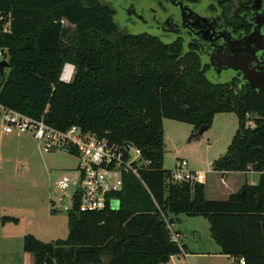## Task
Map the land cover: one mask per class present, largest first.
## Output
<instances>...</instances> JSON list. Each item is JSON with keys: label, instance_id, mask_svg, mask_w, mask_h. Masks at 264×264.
<instances>
[{"label": "trees", "instance_id": "1", "mask_svg": "<svg viewBox=\"0 0 264 264\" xmlns=\"http://www.w3.org/2000/svg\"><path fill=\"white\" fill-rule=\"evenodd\" d=\"M0 11L11 16L10 31L0 21L10 62L0 100L61 129L78 125L111 142L131 141L149 162L140 172L145 184L125 175L118 208L80 212L74 203L66 239L26 234L34 264H165L181 253L167 227L169 216L180 214L205 217L234 263L244 257L245 264H264L263 91L208 78L195 45L181 56V40L120 31L101 0H0ZM67 63L75 67L69 82L61 79ZM222 112L236 113L239 123L213 168L250 167L260 179L226 199H209L203 183L174 181L164 168V119L193 124L194 139ZM18 221L0 215L3 224Z\"/></svg>", "mask_w": 264, "mask_h": 264}, {"label": "rangeland", "instance_id": "2", "mask_svg": "<svg viewBox=\"0 0 264 264\" xmlns=\"http://www.w3.org/2000/svg\"><path fill=\"white\" fill-rule=\"evenodd\" d=\"M228 1L230 11L234 13L238 10L240 14L244 10L243 5L252 0ZM205 4L206 1L199 9L204 8ZM65 23L72 30L75 28ZM9 71L10 67H6L4 74L0 73V80L7 78ZM1 120L0 117V125ZM238 123L236 113H218L210 128L202 133L198 129L199 136L193 139V124L165 118L164 168L174 170L179 161L186 160L189 169L211 170L213 162L227 152ZM247 124H254L252 117ZM78 162L79 158L67 149L48 150L31 133L0 132V213L19 219L18 222L0 224V264H34L32 254L24 250V237L28 233L44 242L68 237L69 211L73 206L76 187L71 184L62 189L58 186V180L65 174L76 175ZM208 176L212 179L210 184L214 190L212 185L219 182L217 174L208 173ZM212 193L209 195L217 197L215 199H223L221 194ZM62 199L66 202L62 203ZM169 219L174 220L173 227L179 233L181 244H188L190 251L198 254L190 258L194 264L232 262L215 250L217 243L205 217L180 214L170 215Z\"/></svg>", "mask_w": 264, "mask_h": 264}, {"label": "built area", "instance_id": "3", "mask_svg": "<svg viewBox=\"0 0 264 264\" xmlns=\"http://www.w3.org/2000/svg\"><path fill=\"white\" fill-rule=\"evenodd\" d=\"M0 21H3V31H10V14L0 11ZM2 60L9 61L8 50L5 47H0V61ZM67 64L64 66L61 79L69 82L74 66L71 64L68 67ZM2 82L3 79L0 80V85ZM0 117L2 130L5 133H31L42 141L48 150L64 148L79 158L76 175H63L58 180V186L66 189L72 184L76 187L72 200L73 205L77 203L80 212L99 211L107 207L118 208L119 193L123 189L125 175L131 173L141 179V170L149 164L142 157L141 148L131 141L111 142L106 138H99L78 125L61 129L48 123L43 117H33L7 106L1 100ZM248 126L254 127L255 124H248ZM187 165L186 160L179 161L175 169L171 170L172 179L201 182L204 179V173L189 169ZM142 182L145 184L143 180ZM114 202L117 204L114 205ZM167 227L171 240L180 246L181 253L172 254L165 264H194L189 259L187 251L183 249L179 233L174 229L173 223L167 222ZM234 264H245L244 257Z\"/></svg>", "mask_w": 264, "mask_h": 264}, {"label": "water", "instance_id": "4", "mask_svg": "<svg viewBox=\"0 0 264 264\" xmlns=\"http://www.w3.org/2000/svg\"><path fill=\"white\" fill-rule=\"evenodd\" d=\"M209 2V0H206ZM208 11V5L195 11L197 14ZM219 11L216 10V13ZM215 13V14H216ZM140 22V28L143 32L151 35L164 37L166 42L174 41L182 36L185 41L197 44L200 47L199 55L202 60V68L206 64L210 68L206 71V76L216 82H226L236 78L240 86L245 84L252 85L257 91L264 92V8L263 0H254L252 5V22L254 29L243 37H236L231 27H227L222 15L209 19L208 25L214 27L200 28L192 31L194 39H191L186 32L178 36V33L163 31L159 27L148 28L143 26L142 19L137 18ZM202 22V19H199ZM206 23V21H205ZM186 48L182 53L185 55ZM6 67H10L8 60L0 61V73L3 75ZM210 125H203L199 132L202 133L209 129ZM66 201L62 199V203Z\"/></svg>", "mask_w": 264, "mask_h": 264}, {"label": "flooded vegetation", "instance_id": "5", "mask_svg": "<svg viewBox=\"0 0 264 264\" xmlns=\"http://www.w3.org/2000/svg\"><path fill=\"white\" fill-rule=\"evenodd\" d=\"M102 1V0H101ZM206 0H103L104 4H107L112 12V17L118 29L120 31L139 32L142 33L140 28V22L137 18L142 19L143 26L148 28H154L160 26L163 31H169L178 33V36L183 32L194 39L192 31L200 28L205 24V29L214 27V25H208L209 19L220 16L227 27H231L236 37H243L249 34L254 29L252 22V5L251 3H245L244 10L238 13L230 11L228 7V0H209L206 2L208 5V11L196 13L199 7L205 3ZM264 8V0H263ZM216 10L219 12L216 13ZM216 13V14H215ZM202 22H199V19ZM206 21V23H205ZM218 26V25H217ZM159 27H156L158 30ZM162 40L164 37H160ZM176 40H181L183 48L187 51L193 50L192 46H197L196 51L200 50V47L192 42H187L182 36H179ZM172 42V41H170ZM207 70L210 65L206 64ZM237 80L232 78L231 80ZM238 81V80H237Z\"/></svg>", "mask_w": 264, "mask_h": 264}, {"label": "crops", "instance_id": "6", "mask_svg": "<svg viewBox=\"0 0 264 264\" xmlns=\"http://www.w3.org/2000/svg\"><path fill=\"white\" fill-rule=\"evenodd\" d=\"M0 132L1 133H5L2 130V122H1V125H0ZM5 134H7V133H5ZM209 162H212V161H209ZM196 171H201V172L204 173V179L201 181V183H203L205 185V187H206V197L209 198V199L217 198V197H212V195H209V193H212V192L215 195L216 194H221V196H223L222 198L226 199V198H228V196L231 193H234V192H237L238 190H240L243 187V185H245V184H257L259 182V179H260V172H257L255 170L251 169L250 167L246 171H226V172H222V171L215 170L214 168H212L211 170H208L207 172L203 171V170H196ZM208 173L217 174V178H218L219 182H218V184L212 185L215 188L214 190L211 189L210 181H212V179L210 178V176H208ZM0 215H2V214L0 213ZM0 224H1V222H0ZM216 245L217 246H215V250H219V255L227 257V258L232 260L231 263H227V264H232V263L234 264L233 257L230 256V255L222 253L221 252V247L218 244H216ZM185 246H186L185 250L189 254V259L191 258L192 255H198V254H193L190 251V247L188 246V244L185 245ZM219 264H221V263H219Z\"/></svg>", "mask_w": 264, "mask_h": 264}, {"label": "bare ground", "instance_id": "7", "mask_svg": "<svg viewBox=\"0 0 264 264\" xmlns=\"http://www.w3.org/2000/svg\"><path fill=\"white\" fill-rule=\"evenodd\" d=\"M68 65V67H70L71 66V64H67Z\"/></svg>", "mask_w": 264, "mask_h": 264}]
</instances>
